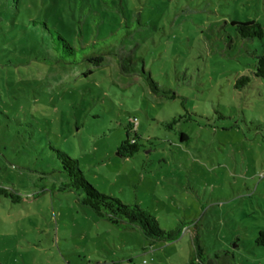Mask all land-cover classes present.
I'll return each instance as SVG.
<instances>
[{"label": "rangeland", "instance_id": "obj_1", "mask_svg": "<svg viewBox=\"0 0 264 264\" xmlns=\"http://www.w3.org/2000/svg\"><path fill=\"white\" fill-rule=\"evenodd\" d=\"M120 6L0 0V185L20 197L0 201V264H187L193 233L208 256L264 264L255 244L264 231V79L252 75L264 0ZM37 21L73 47L109 54L99 66L49 64L52 40ZM248 21L263 26L262 39L242 40L231 25ZM241 76L249 82L236 88ZM131 121L140 147L128 156L118 149L134 137ZM53 150L76 159L100 193L146 209L160 230L180 224L179 239L149 246L95 218L58 190L66 178Z\"/></svg>", "mask_w": 264, "mask_h": 264}, {"label": "trees", "instance_id": "obj_2", "mask_svg": "<svg viewBox=\"0 0 264 264\" xmlns=\"http://www.w3.org/2000/svg\"><path fill=\"white\" fill-rule=\"evenodd\" d=\"M99 1L103 6L110 5V7L113 8L117 6L122 12L120 0ZM32 25L41 27L42 31H44L43 33L49 34L52 40L51 44L48 42L44 44V50L47 52L49 64L66 66L67 63L75 65L81 60H86L94 66H99L103 62L104 56L109 54L108 52H100L98 56H95L93 53H90L96 44L87 46L77 45L73 47L65 38L57 34L54 29H50V27L42 21L33 22ZM231 25L242 40H260L263 37V26L254 21L243 23L233 22ZM53 42L54 44H52ZM66 53L70 54V59H68V61L64 55ZM128 71L129 70L122 69L123 74L128 75L134 73V71ZM252 75L258 79H264V51L262 54L255 57V67ZM248 82L249 77L241 76L236 80L235 87L241 88ZM175 121L174 119L172 123ZM128 130L133 132L134 137L129 140V135L127 133L126 139L120 144L118 152H124L128 156H132L139 151L140 146L136 142L139 140V136L133 131L132 121L129 124ZM181 139H183L182 136ZM53 151L59 163L60 172L66 178L65 181L60 183L58 190L73 194L77 204L81 208L89 210L95 218L123 232H136L148 242L149 246L157 242L171 243L179 239L182 232L180 224L170 231L160 230L155 218L146 209H141L136 204H125L117 198L100 193L87 182L83 172L80 171L78 167V161L76 159L69 157L59 150ZM6 198L12 203L20 202V197L18 195L0 185V201ZM190 242L191 250L187 258V264H234L232 255L227 251H217L211 256L205 254L196 233L191 234ZM255 244L256 246L264 247V231L258 232L255 238Z\"/></svg>", "mask_w": 264, "mask_h": 264}]
</instances>
